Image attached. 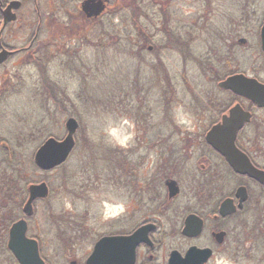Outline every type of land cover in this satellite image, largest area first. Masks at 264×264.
Segmentation results:
<instances>
[{
  "label": "flooded vegetation",
  "instance_id": "flooded-vegetation-1",
  "mask_svg": "<svg viewBox=\"0 0 264 264\" xmlns=\"http://www.w3.org/2000/svg\"><path fill=\"white\" fill-rule=\"evenodd\" d=\"M132 1L140 8L136 15L133 10L130 12ZM148 1L153 6L178 0ZM86 2H89L87 11L84 10ZM144 2L0 0V119L11 114L12 100L26 94L24 89L28 83L38 86L35 97L43 100L47 94L45 85L49 81L51 64L63 52H76V37L120 38L121 50L128 52L131 36H159L160 24L155 23V16L159 18V13L153 9L150 14L149 9H144ZM132 21H143L146 29L136 23L131 26ZM260 22L254 28L257 39L252 47L250 73L239 72L230 63L231 51L235 53L237 47L248 42L239 37V25L234 22L228 25L226 34L222 33L227 47L222 53L225 56L227 52V58L219 57L218 51L213 55L204 52L200 56L199 62L204 67L203 71L200 69L202 78L213 91L209 89L203 94L188 96L189 113L195 119L193 126L171 128L175 133L183 134L182 137L170 142H159V138H155L145 147L140 143L137 151L124 150L119 184L126 199L122 222L130 224L131 229L100 237L83 264H87L96 243L103 237L128 236L147 225L152 226L149 242L137 246L134 264H170L172 256L177 258L179 254L183 259L193 249L191 264H264V106L220 87L228 78L240 74L264 86L261 41L264 17ZM200 25L202 30L210 27L205 18L201 19ZM169 35L172 46L168 48L178 51L186 62L197 61L198 56H192L197 41H193L190 35L189 39L175 33ZM66 38L74 45L71 42L66 45ZM141 48L142 52L153 51L152 47ZM181 105L186 104L182 101ZM237 105L250 114V121L238 131L235 148L259 172V178L246 173L247 167L237 170L208 141L209 133L223 124L224 117L229 116ZM157 134L160 137L161 132ZM185 135L188 136L185 138ZM24 139L29 142L32 135L25 134ZM11 146L15 148L9 143L1 146V150ZM184 178L188 181L185 183L188 188L186 196H182ZM169 181H175L179 189L174 197L170 196L167 187ZM181 196L184 197L182 201ZM27 199L28 192L23 206ZM38 202L43 201L35 204ZM191 216L195 218L192 219V230L195 231L197 226L201 228L198 234L188 236L184 229ZM12 225L6 231L0 223V256H6L10 264H20L8 247ZM165 227L171 229L168 237L165 233L164 237L158 238ZM29 231L28 237L38 241L41 258L49 264L42 254L40 239L30 236ZM70 264H77V261Z\"/></svg>",
  "mask_w": 264,
  "mask_h": 264
},
{
  "label": "rangeland",
  "instance_id": "rangeland-1",
  "mask_svg": "<svg viewBox=\"0 0 264 264\" xmlns=\"http://www.w3.org/2000/svg\"><path fill=\"white\" fill-rule=\"evenodd\" d=\"M144 3L150 14L153 9L159 13V18L155 16V23L160 24L159 36H131L128 52L121 50L120 38L76 37V52H63L51 64L43 100L35 97L38 86L28 83L26 94L12 100L11 114L0 119V155L5 144L18 147L19 135H32V140L17 148L27 167L46 139L65 138L67 119L74 117L80 124L77 147L65 165L49 172L34 170L26 176V182H45L50 188L49 198L35 204L34 215L28 218L29 235L40 239L42 254L49 264H83L100 237L131 229V218L129 225L122 222L126 199L117 183L119 176L112 181L96 173L102 164L101 153L109 148L121 152L116 157V170H122L124 150L137 151L140 143L145 147L155 138L170 142L182 137L171 128L193 126L195 119L189 113L188 96L213 91L202 78L200 56L218 51L219 57L227 58L228 53H222L227 51L222 33L226 34L233 22L239 25V37L248 42L237 47L235 53L231 51L230 63L239 72L250 73L252 47L257 39L254 28L264 17V0H178L153 6L147 0ZM130 5V12L140 13L135 1ZM202 17L210 23L205 30L200 29ZM133 23L146 29L143 21H132L131 26ZM169 33L187 39L190 35L197 41L192 54L198 56L196 62H186L178 51L170 49ZM66 42L69 45L71 39L66 38ZM138 46L142 50L152 47L153 51L142 52ZM182 101L186 105H181ZM84 167L92 173L84 172ZM184 179L182 196L188 192V181ZM26 196L25 192L18 201L22 209ZM20 212L21 219L24 215ZM58 221L73 224L76 231L57 229ZM170 231L163 228L158 238ZM0 259V264H10L6 256Z\"/></svg>",
  "mask_w": 264,
  "mask_h": 264
},
{
  "label": "water",
  "instance_id": "water-1",
  "mask_svg": "<svg viewBox=\"0 0 264 264\" xmlns=\"http://www.w3.org/2000/svg\"><path fill=\"white\" fill-rule=\"evenodd\" d=\"M89 2L84 4L87 11ZM262 48L264 51V24L261 30ZM220 87L231 90L235 94L255 101L260 106H264V86L245 75H235L220 84ZM250 121V114L240 106H235L230 115L224 117L223 124L216 126L208 135V141L219 152L224 154L230 163L237 169L247 167L246 173L259 178V172L249 165L248 160L243 159L235 148V139L238 131L246 122ZM66 137L58 140L54 137L48 138L36 151L34 161L36 166L42 171H52L64 165L70 158L76 146V133L79 130V122L71 117L65 123ZM239 157L242 159L240 160ZM167 187L171 197L178 194L179 189L175 181L167 182ZM29 197L24 206L23 212L26 217H31L34 212V202L47 199L50 189L47 183L32 184L29 189ZM191 216L186 221L184 234L188 236L196 235L200 227L192 230ZM152 226L147 225L128 236H106L100 239L94 248L92 255L88 258L87 264H134L136 248L141 243L149 242V233ZM28 222L21 219L14 223L10 230L8 247L20 264H46L41 258L38 241L27 236ZM194 250L186 258L170 260V264H191Z\"/></svg>",
  "mask_w": 264,
  "mask_h": 264
},
{
  "label": "trees",
  "instance_id": "trees-1",
  "mask_svg": "<svg viewBox=\"0 0 264 264\" xmlns=\"http://www.w3.org/2000/svg\"><path fill=\"white\" fill-rule=\"evenodd\" d=\"M210 24V23H209ZM209 28V27H208ZM71 65V61L69 63ZM199 67L204 69L202 63L199 64ZM75 71V70H74ZM136 89L138 90L137 86ZM143 90L141 91V93ZM124 93V91H122ZM138 93H140L138 91ZM55 95L50 94V98L55 99ZM52 100V99H51ZM59 104V103H57ZM24 134L19 135V144L18 147L12 148H3L1 150L0 155V221L3 223V229L8 231L9 227L15 223L17 220L20 219V214L22 210V206L20 203H18L21 196L27 193L28 187L32 184L31 181L26 182V176L28 172H34V170H38L35 166L34 162L31 161V166L27 167L26 164H22V159L20 156V153L17 148H21L26 145V140L24 139ZM162 136V133L160 134ZM22 138V139H21ZM121 152H118L116 150L108 149L104 150V153H101L103 156L100 158V161L102 164L98 165L96 173L101 176L102 178L105 177L107 179L112 178V181H115L114 178H120L117 179V183L121 182V170H116V157L120 155ZM95 155L96 152H95ZM99 155V154H98ZM84 167V172H90V170ZM96 175V174H95ZM90 176V175H88ZM94 176V175H93ZM75 178V176L73 177ZM27 197V196H26ZM13 207V208H11ZM9 209H13V211H7ZM67 223V221H64ZM71 225V224H70ZM70 225H64L61 222H56L55 226L57 229L64 228L65 232L68 233L67 229L69 228L70 233L72 231H76L75 226L73 224ZM64 226V227H63ZM65 226H68L65 228ZM61 233L63 231L61 230ZM69 236L72 237V235ZM78 234V233H77Z\"/></svg>",
  "mask_w": 264,
  "mask_h": 264
}]
</instances>
